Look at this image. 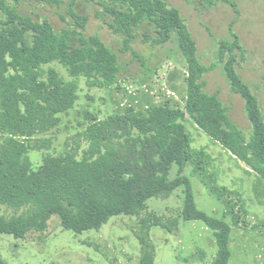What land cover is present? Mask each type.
I'll return each mask as SVG.
<instances>
[{
	"label": "trees",
	"instance_id": "1",
	"mask_svg": "<svg viewBox=\"0 0 264 264\" xmlns=\"http://www.w3.org/2000/svg\"><path fill=\"white\" fill-rule=\"evenodd\" d=\"M24 1L0 0V204L28 211L0 217V235L23 238L31 230L43 232L53 216L75 234L99 230L111 218L138 215L148 201L182 188L181 219L201 222L211 230L217 246L212 264H229L230 226L197 208L187 177L170 179L172 167L183 165L185 155L177 111L152 108L128 110L116 119L90 117L82 133L88 146L81 159L69 152L46 156L39 168L31 167L29 152L46 146L36 136L50 132L59 115L73 109L78 81L83 78L95 88L112 87L119 81L121 65L117 53L98 35L85 34L86 16L74 13L73 23L56 31L48 21L18 12ZM37 1L59 4V0ZM84 1L97 7L95 17L119 38V53L131 54L143 64L133 47L140 40L180 56L187 66L188 116L264 180V117L256 95L237 72L243 46L231 27L228 37L218 42L216 62L204 65L184 18L167 1ZM54 63L65 70L68 80L50 67ZM219 65L231 93L244 101L249 137L231 121L218 96L205 91L204 76ZM157 223L151 227L169 230ZM0 264L8 263L0 257ZM140 264H152L149 253Z\"/></svg>",
	"mask_w": 264,
	"mask_h": 264
},
{
	"label": "rangeland",
	"instance_id": "2",
	"mask_svg": "<svg viewBox=\"0 0 264 264\" xmlns=\"http://www.w3.org/2000/svg\"><path fill=\"white\" fill-rule=\"evenodd\" d=\"M165 1L184 18L204 65L216 62L218 42L228 37L229 27L239 36L243 58L239 57L237 72L256 95L264 117V0ZM17 8L35 21H48L56 31L72 24L74 13L86 16L85 34L98 35L117 53L121 65L119 81L112 87L95 88L83 78L78 81L73 109L59 115L50 132L36 136L46 146L29 152L31 167L39 168L46 156L69 152L81 159L88 146L82 133L90 117L116 119L128 110L139 113L152 108L177 111L185 155L183 165L172 167L170 179L187 177L197 208L230 226L229 264H264V180L201 131L186 113L185 61L140 40L133 47L143 64L131 54L119 53V38L95 17L97 7L84 0H59L58 5L27 0ZM50 67L69 79L60 65ZM204 81L205 91L218 96L231 121L249 137L244 101L231 93L221 66L207 73ZM182 197L178 188L148 201L138 215L113 217L99 230L81 234L63 229L53 216L43 232L31 230L23 238L0 235V257L8 264H140L147 252L152 264H212L217 252L213 232L201 222L181 219ZM27 211L28 207L0 204V217L5 219ZM154 221L169 230L151 227Z\"/></svg>",
	"mask_w": 264,
	"mask_h": 264
}]
</instances>
